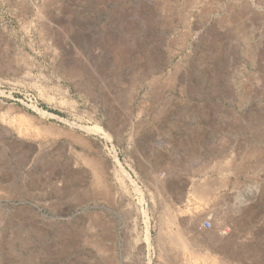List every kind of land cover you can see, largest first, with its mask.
Segmentation results:
<instances>
[{"label": "rangeland", "instance_id": "374dc122", "mask_svg": "<svg viewBox=\"0 0 264 264\" xmlns=\"http://www.w3.org/2000/svg\"><path fill=\"white\" fill-rule=\"evenodd\" d=\"M0 264H264V0H0Z\"/></svg>", "mask_w": 264, "mask_h": 264}, {"label": "built area", "instance_id": "2783aa9c", "mask_svg": "<svg viewBox=\"0 0 264 264\" xmlns=\"http://www.w3.org/2000/svg\"><path fill=\"white\" fill-rule=\"evenodd\" d=\"M201 228L203 230H206V231H210L213 229V223L211 221V219H206L202 222L201 224ZM229 227L228 226H224L223 228H220L219 229V234L222 235V236H227L229 233H228V230Z\"/></svg>", "mask_w": 264, "mask_h": 264}, {"label": "bare ground", "instance_id": "6f19581e", "mask_svg": "<svg viewBox=\"0 0 264 264\" xmlns=\"http://www.w3.org/2000/svg\"><path fill=\"white\" fill-rule=\"evenodd\" d=\"M43 113H45L44 111H43ZM100 129V128H99ZM84 130H85V132L86 133H88L89 134V129L88 128H84ZM74 135V134H73ZM77 140H79V139H77ZM81 144V143H80ZM117 160V159H116ZM120 167V166H119ZM102 174V173H101ZM126 175V174H125ZM126 177L129 179V180H131L130 179V177L128 176V175H126ZM132 181V180H131ZM110 195V194H109ZM100 222V221H99ZM147 227V226H146ZM148 228V227H147ZM148 232V231H147ZM149 234V233H148ZM148 237H149V235H148ZM147 238V237H146ZM148 239V238H147ZM159 249H160V247H159ZM162 249V248H161ZM165 249V248H164ZM174 249V248H173ZM172 249V250H173ZM158 251V250H157ZM179 251V250H178ZM164 254V253H163ZM160 255V254H159ZM160 258V257H159ZM161 261V260H160ZM164 262V261H163Z\"/></svg>", "mask_w": 264, "mask_h": 264}, {"label": "crops", "instance_id": "0c3cea01", "mask_svg": "<svg viewBox=\"0 0 264 264\" xmlns=\"http://www.w3.org/2000/svg\"><path fill=\"white\" fill-rule=\"evenodd\" d=\"M181 203H182V202H178L177 206H180Z\"/></svg>", "mask_w": 264, "mask_h": 264}]
</instances>
